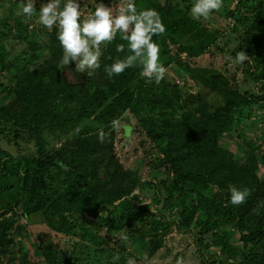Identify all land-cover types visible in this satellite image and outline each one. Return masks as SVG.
<instances>
[{
    "label": "rangeland",
    "instance_id": "rangeland-1",
    "mask_svg": "<svg viewBox=\"0 0 264 264\" xmlns=\"http://www.w3.org/2000/svg\"><path fill=\"white\" fill-rule=\"evenodd\" d=\"M154 1L168 12V19L177 17L176 11L189 15L192 2ZM46 2L35 0L34 6L38 9ZM79 2L82 17L94 10V0ZM103 2L115 10L125 0ZM21 3L0 0V107L16 116L32 115L35 109L24 96L27 90L36 104L71 116L77 98L105 92L107 79L97 68L81 85L65 87L56 69L62 49L55 26L46 29L37 13H20ZM135 3L138 10L145 9L148 0ZM157 43L165 76L159 84L141 76L130 83L139 102L115 116L120 120L115 131L110 123L94 118L110 98L95 107L93 115L65 130L52 120L42 121L40 144L31 132L17 134L15 127L0 119V151L8 158L0 167V264H113L114 253L120 256L116 264H126L129 257L133 264H223L222 255L209 262L196 253L192 227L202 217L193 203L197 193L222 198L229 185L249 189L248 204H241L235 213L257 230L248 245L264 257V98L246 101L250 95L264 97V0H223V7L208 20L198 21L188 35H164ZM107 45H102V52ZM237 50L248 56L243 63L233 59ZM66 72L70 70L65 76L71 81V72ZM228 102L235 105L229 131L219 137L222 152L214 153V148L194 159L207 164L213 184L208 189L195 186V191L189 184L191 192L184 203L189 216L183 217L172 187L174 165L200 143L210 129L212 113ZM98 130L106 133L103 142L97 138ZM45 157L78 168L91 203L124 194L113 210L126 215L122 224L106 226L92 238L83 223L78 231L62 234L49 229L40 212L24 215L22 169L16 160L28 159L42 192L67 186L66 166L47 164ZM104 159L114 171L108 180H99L90 174ZM257 190L263 193L255 199L252 193ZM147 222L161 224L160 229H150ZM220 231L219 244L240 261L248 252L237 227L226 222L225 233ZM212 239H204L210 251L217 250Z\"/></svg>",
    "mask_w": 264,
    "mask_h": 264
},
{
    "label": "trees",
    "instance_id": "trees-1",
    "mask_svg": "<svg viewBox=\"0 0 264 264\" xmlns=\"http://www.w3.org/2000/svg\"><path fill=\"white\" fill-rule=\"evenodd\" d=\"M94 1L96 3V0ZM146 8L156 9L165 25L166 31L164 33L153 36L152 39L156 42L164 35H188L198 26L197 20H193L191 16L180 11H176L177 17L168 19V12L157 1L148 0V4L145 6ZM117 44L126 45V41L115 38L112 42L108 43L100 57L99 68L107 79L106 91L78 97V106L75 114L63 117L61 114L52 111L51 107L36 104L29 95V92L25 90L24 96L28 103L33 106L35 112L30 116H16L8 108L0 107V119L7 125L15 127L17 134L26 131L31 132L40 144L41 135L39 125L42 121L46 119L52 120L59 129L65 130L83 118L93 115L94 110L110 98L109 103L94 116L100 123H110L120 111L139 102L134 91L130 89V83L140 76L139 66L126 68L120 74H114L112 77H108L104 71V65H110L115 59L123 58L127 54L126 48L124 52H117L115 50ZM72 68V62H70L67 70L71 71ZM65 71L59 70L64 78L65 87L67 88L77 87L89 79V76L84 73L71 72L73 78L70 81L65 76ZM263 98V96L250 95L246 98V101L257 102ZM234 105V103L228 102L217 107L211 115V126L208 133L202 138L199 144L192 145L190 150L174 165L172 187L177 192L183 217L189 216V210L184 203L191 189L195 191V186L208 189L209 185L213 184L207 164L197 163L194 159L206 155V153L214 148V153L222 152L223 148L218 146L219 137L227 133L231 127L232 108ZM6 160H8L7 155H4L0 151V167ZM16 161L17 165L22 169L20 175V189L22 192L21 210L24 215L40 212L49 229L57 233L71 234L78 231L80 225L83 223L82 227L94 238L96 233L104 227L115 224L120 225L126 218L124 214L118 216L113 212L114 208L124 199V194L114 198H102L94 203L89 202L83 174L74 165L65 163L59 159L45 157L44 161L47 164L58 167L61 165L66 166L65 180L67 186L62 191L44 193L40 190V183L35 175L34 169L30 167L28 159ZM107 162V159L102 160L98 168L90 175L99 180H108L109 174L114 171V168L107 167ZM261 183L264 182L261 181ZM189 184L192 185L190 187L191 189L188 188ZM262 193L261 190H257L252 195L256 199ZM196 196L197 199L193 203V209L202 217L192 227V229H195L194 244L197 255L201 257L205 256V259L209 262H214L217 256L222 255L224 258L223 264H264L262 254L254 246L248 245V242L255 239L257 230L251 228L246 222L240 221L237 218V213H235V211L238 212L241 204L232 205L229 203V193L223 195L222 198L208 197V195L201 193H197ZM223 198L225 201H223ZM249 200V197H247L244 202L248 204ZM134 217H140L139 219L143 221L141 216L136 215ZM134 217L132 216L131 218ZM226 222H233L237 227L245 251L247 250L248 252H246L247 254L245 253L246 255L240 261L228 255L229 252L225 248V244H219L221 240L218 241V239L222 237V231L220 229H223L224 232ZM178 223L181 224L182 221ZM147 224L153 230H158L161 226V224L155 222H147ZM208 237H213L212 248L217 250L210 251L211 247L207 243H204V239Z\"/></svg>",
    "mask_w": 264,
    "mask_h": 264
},
{
    "label": "clouds",
    "instance_id": "clouds-1",
    "mask_svg": "<svg viewBox=\"0 0 264 264\" xmlns=\"http://www.w3.org/2000/svg\"><path fill=\"white\" fill-rule=\"evenodd\" d=\"M35 0H22L19 12L25 16L37 13L40 25L51 30L56 28V39L62 49L56 69L65 71L70 62L74 67L70 72L84 73L91 76L100 67L102 45L112 42L119 33L125 44H117L116 51L127 54L123 58L115 59L110 65H104L108 77L120 74L126 68L140 67V76L147 81L159 84L165 76V67L160 60L159 44L152 38L154 35L166 31L161 16L156 9H137L135 0H125L122 6L115 10L106 5L103 0H96L94 10L86 17H82L79 0H47L37 9ZM223 7V0H192L188 12L193 20H208L210 15ZM235 63L240 64L248 59L247 54L237 50L233 57ZM70 72H66L69 75ZM112 130L120 126L119 118L110 122ZM106 133L98 130L97 138L100 142ZM229 203L242 204L250 195L247 187L229 185ZM127 239V236L122 237ZM120 260L118 253L112 255V262ZM126 264H133L129 257Z\"/></svg>",
    "mask_w": 264,
    "mask_h": 264
}]
</instances>
